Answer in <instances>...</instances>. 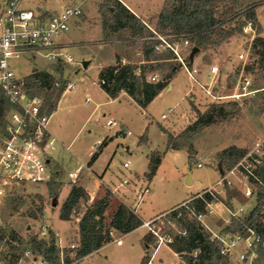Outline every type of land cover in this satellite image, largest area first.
Returning <instances> with one entry per match:
<instances>
[{
  "label": "rangeland",
  "instance_id": "rangeland-1",
  "mask_svg": "<svg viewBox=\"0 0 264 264\" xmlns=\"http://www.w3.org/2000/svg\"><path fill=\"white\" fill-rule=\"evenodd\" d=\"M97 2L98 0H86L83 5L89 18L94 17ZM51 3L58 6L62 3V0H21L20 6L36 9V7L47 5L49 9ZM256 4L259 5L255 16L257 14L264 32V0H238L229 16L234 12L238 13ZM220 7L218 12L224 9L222 6ZM239 14L228 20L223 28L213 32L208 43L200 47V53L196 55L200 64L205 65L206 63L215 62L221 66V75L215 88V94L233 91L234 81L229 71L235 65L234 55L237 50L242 47L245 48L249 43L247 37L242 35L240 24L243 16ZM160 35L165 38L168 37V34L160 33ZM135 36L130 35L128 29H121L114 35V43H102L98 42L103 37L100 36L95 26L92 28H76L73 24L62 39L64 41L70 40L68 51L77 63L56 66L39 54L25 55L15 61V70L19 76L32 73L34 70H43L52 75L53 81L66 82L70 79H76L79 81V86L71 93H61L57 106L49 118L50 131L57 138L55 149L52 152V167L60 171L59 176L57 177L56 174L54 180L57 185V196L50 193L47 184L28 185L16 190H9L0 207L3 219V237L0 239V264H5L10 261L9 259H14L17 255L14 247H23L33 237L42 223L51 227L54 235H56L55 237L62 244L78 241V222L75 220V216L84 212L88 207L89 200L82 199L75 204L68 220L59 218V210L71 186L69 172L74 171L78 164L82 162L81 175L89 177L93 173L92 170L100 172L107 165V160L103 156L93 165L91 170L86 164V159L89 158L91 146L97 138L104 136L106 133H116L118 130V128L107 129L105 120L109 117L121 123L120 129L131 131L129 135L118 133L113 136L112 141H108L107 151H111L110 149L117 144L109 167L113 174L116 175L121 172L125 174L130 172L140 173L147 166L146 154L149 150L156 149L163 154L157 176L153 184L149 185L151 193L143 198V218L145 219L152 216L158 208L166 203L171 190L174 193H180L179 196H181L183 193L190 195L205 187L217 185V190L220 191L219 194L213 191L219 199L225 201L226 191L224 186L216 184V181L221 177L218 170V153L231 145L247 152L255 142L264 137V90L260 89L264 86V66L259 53L256 52L251 51L252 64L249 72L251 73L252 88H258L259 90L238 100H214L200 93L196 103H193L185 96V91L191 86V82L179 65L177 70L179 72L176 73L177 75L172 82L173 88L153 99L145 109L137 106L128 95L123 93L115 98H110L102 91L98 83L99 71L107 67L106 65L116 63V61L114 62L115 50L118 53L117 60L120 65L127 62L140 65L141 61L139 59L142 58L141 43L144 38H141L138 33ZM121 56L124 59L119 60ZM83 61H87L86 67L82 65ZM154 67L152 70L145 72V77L156 73L158 79L162 78L166 72L159 67ZM54 88L56 86L51 84L46 90L35 89L39 94L45 96L48 101L49 95L51 97L55 95ZM195 88L198 89V87ZM86 92L91 96L90 102L84 100ZM188 100L200 112H204L213 104L234 102L235 105L225 107L228 111L225 118H216L215 122L202 127L196 133L191 134L190 137L181 140L185 142L181 149L187 151L191 147L194 151L198 150L195 155L190 154L187 157L180 150L165 151L166 138L161 128H159V124L167 125L174 118L179 117L183 109L187 107ZM169 109H173V112H169ZM190 109L194 118H189L186 126L179 125L180 127L173 130V132H170L171 128L168 127L171 134L178 135L193 122L196 114L191 106ZM162 113L167 114L166 118H161ZM142 136H145V141L141 140ZM68 145L69 148H67ZM120 151L123 155H120ZM126 160H129V166L123 168L122 163ZM197 163H201L202 167H198ZM188 167L193 174V184L189 186L184 184L185 176L183 175L186 174ZM235 174L237 179L230 176V186L225 181L227 190L230 198L233 194L242 199L245 189L243 181L245 180L238 172H235ZM54 202L55 204H53ZM119 202L121 201L115 199L112 205H109V210L104 213L103 231L107 228L113 209ZM247 215V212L243 213V217ZM214 218L215 214H208L205 220L208 221ZM208 224L210 225L212 222ZM153 225L161 226L164 231H168V228L172 227L164 220H157L149 224L151 227ZM11 231L21 237L23 241H18L16 237L12 238ZM56 231L61 235L59 236ZM117 235L114 234L112 238L115 239ZM138 236L139 231H136L125 238L122 237L123 243L121 245H117L113 240L107 243L102 250L87 256L81 264H120L123 258L128 261L127 264H132L126 255H130L131 249L139 244ZM11 241L17 244L14 245ZM236 248L241 249L243 246L238 245ZM236 255L232 253L230 256L222 257L220 264H250L247 261L237 260ZM158 256H160L162 264H172L176 259L164 246L159 250Z\"/></svg>",
  "mask_w": 264,
  "mask_h": 264
},
{
  "label": "built area",
  "instance_id": "built-area-1",
  "mask_svg": "<svg viewBox=\"0 0 264 264\" xmlns=\"http://www.w3.org/2000/svg\"><path fill=\"white\" fill-rule=\"evenodd\" d=\"M20 3L21 0L0 1V95L7 104L0 117V207L9 190H16L28 185H45L49 181L55 180L57 173L56 168L52 167V152L55 149L57 138L51 133L48 125L51 115L48 112V101L45 96L36 91L34 83L27 81V77L31 73L17 75L14 63L25 55L37 54L56 66L77 63L68 51L69 43L65 42L62 37L69 30L73 19L82 15L84 0L65 4L59 10H49L45 6L32 9L22 7ZM240 29L249 43L245 48L237 50L234 55L235 65L229 71L234 81L233 91L230 93L215 94V88L221 75V66L218 63L208 64L206 71L187 64L186 58L192 48L188 38L175 35H168L165 38L153 31L155 34L153 38L159 40L154 49L156 51L170 50L173 53V59L180 68L184 69L188 77L196 82L210 98L238 100L259 90L252 88L251 73L248 69L252 64L251 46L253 39L257 36L256 25L252 20L243 18ZM28 58L30 57L28 56ZM202 74L206 77L204 82L201 78ZM146 79L150 82L157 81V74L152 73ZM98 83H105V79H98ZM52 84L56 88L60 87L59 81L54 80ZM78 86V80H67L62 94L71 93ZM42 89L46 90L47 87L43 86ZM260 89L264 90V86ZM84 100L85 102L90 101L88 92L85 93ZM164 116L165 114H162V117ZM105 126L107 129L118 128V130L116 133H106L97 138L91 146L94 153L101 151L116 134H131L130 130L120 129L119 122L112 118L105 120ZM263 162L264 137L255 142L228 172H238L244 178L247 184L243 194L245 197L253 198L255 204L251 210L259 202V220L264 223V183L258 179L254 172V169ZM127 164L128 161L123 162V166H127ZM196 165L200 167L201 163ZM80 168L79 166L69 172L71 183L76 182ZM250 178H253L254 182ZM258 185L263 189L260 199H258ZM213 190V188H208L203 192L214 196ZM214 202L207 204L206 213L196 216L200 223H202L203 215L213 212L212 204ZM251 210L247 213L249 214ZM230 211V219L231 217L245 219L248 216L243 217L244 210L241 207ZM82 214L78 213L75 216L77 222L80 221ZM157 220H161L160 215L143 222V224L148 227L147 231L155 235L156 245L167 244L172 239L168 232L159 225L149 226L150 223ZM168 223L174 227L169 221ZM2 230L3 219L0 208V233ZM50 230H52L50 226L42 223L33 237L35 240L47 241L50 237ZM55 236L54 245L57 249L55 264H81L87 257V255L78 256L76 254L79 240L62 244ZM209 236L211 240L218 243L222 257L235 253L237 260L247 261L250 264H253L256 249L262 242L261 237L251 227L226 232L221 230ZM115 242L121 244L120 239H116ZM12 244L16 245L17 243L12 242ZM238 245H242L243 248H236ZM5 264L53 263L36 251L28 242L19 248L13 262L7 261Z\"/></svg>",
  "mask_w": 264,
  "mask_h": 264
},
{
  "label": "trees",
  "instance_id": "trees-1",
  "mask_svg": "<svg viewBox=\"0 0 264 264\" xmlns=\"http://www.w3.org/2000/svg\"><path fill=\"white\" fill-rule=\"evenodd\" d=\"M237 1L164 0L154 30L158 34L163 33L188 38L192 47L197 46L200 48L208 43L213 32L223 28L228 20L240 13V16L252 20L256 25L257 36L253 39L251 51L259 53L264 66V37L260 35L262 29L255 16V9L259 4L249 6L229 16ZM220 6L224 9L218 12ZM98 11L101 16L102 32L105 38L121 29H128L133 37H136L135 34L138 33L141 38H144L141 43L142 58L139 59L141 64L124 63L120 65L117 60L114 65H109L99 71V79H105V83L100 84V87L110 98L117 97L123 90L139 106L145 107L169 84L170 79L176 74L179 64L173 59L174 56L170 50L156 51L154 49L159 40L152 38L155 35L153 31H150L141 19L130 12L119 0H103L98 5ZM186 62L189 66L191 65L189 55ZM154 66L159 67L166 73L157 81L150 82L146 79L145 72L152 70L155 68ZM137 70H139L138 73H136ZM27 81L34 83L37 89H42L43 86L50 87L53 77L46 71L34 70L27 77ZM65 83V81H61L60 87L53 89L55 95L53 97L48 96L49 113L55 110ZM6 105L5 100L0 95V117ZM229 105L234 106L235 103L213 104L204 112H200L191 104L196 117L178 135L174 136L161 127V130L167 134V148L181 149L185 145V142L181 141L182 139L190 137L191 134L196 133L202 127L215 122L216 118H225L228 115L225 107ZM99 152L93 154L90 162L96 158ZM244 153L243 149L235 145L222 149L217 155L221 176L225 175V171L232 169ZM160 159L161 153L159 151H152L149 154L148 170L145 173L147 179L154 176L160 164ZM254 172L258 179L264 183V162L258 165ZM250 180L254 182L253 178H250ZM223 184L226 191V199L223 203L228 209L232 210L231 198L225 180H223ZM47 185L50 193L57 196L56 181L51 180ZM262 194L263 189L258 185V199L262 197ZM82 199L86 201L89 199L85 189L72 183L60 207L59 218L68 220L73 207ZM212 201L218 202L221 199L216 194L212 196L208 192H203L201 195L191 197L184 204L175 206L160 214L161 220L169 221L174 225V227L168 228L167 232L172 239L167 245L182 258L183 264H220L222 261L218 243L210 239L208 231L196 218L198 214L206 213L207 204ZM109 202L110 199L106 194L84 210L78 222L79 247L76 249L78 256L88 255L108 242L111 239L110 231L112 229L120 233H127L143 224V220L131 207L119 202L112 212L107 228L103 231L102 221L104 212L109 207ZM259 217L258 202L245 219L231 217L230 223L222 229L226 232L251 227L261 237L262 242L256 249L253 264H264V223L259 220ZM2 235L0 233V239L3 237ZM11 237H16L20 242L23 241L13 231H11ZM54 241V232L50 230V237L47 241L35 240L34 237H31L27 243L30 242L36 251L55 264L57 249ZM142 241L147 248L140 264H147L149 249L156 246V237L153 233L147 231L143 235ZM14 250L17 253L19 248L14 247ZM9 260L14 261V259Z\"/></svg>",
  "mask_w": 264,
  "mask_h": 264
},
{
  "label": "crops",
  "instance_id": "crops-1",
  "mask_svg": "<svg viewBox=\"0 0 264 264\" xmlns=\"http://www.w3.org/2000/svg\"><path fill=\"white\" fill-rule=\"evenodd\" d=\"M1 1V0H0ZM78 1V0H76ZM74 0H62V3L58 6L54 5V3H51L49 10H59L61 9V7L65 4L68 3H72V2H76ZM103 0H98L96 8L94 9V17L93 18H89L86 14V12L84 11L83 8V13L81 16H79L78 18L73 19V21L70 24L71 25L74 24V26L76 28H82V27H90L92 28L93 26L96 27L97 31L100 33V36L103 37L101 38V40H99L98 42H102V43H114V35L117 33H113L111 36L105 38L102 32V26H101V16L98 12V5L99 3H101ZM124 6H126L130 12H132L134 15H136L138 18L141 19V21L147 26V28H149L152 31H155L153 27H155L159 13L162 9L164 0H119ZM86 0H84L83 5L85 4ZM47 8V5L45 6ZM48 9V8H47ZM257 11V8L255 10V12ZM256 18L261 26V33L260 35L262 37H264V32H263V27L261 22L259 21L257 14H256ZM70 30V28H69ZM68 30V31H69ZM65 36V35H64ZM70 40H66L65 42L70 43ZM201 48L198 49V51L194 54L192 62L190 63L192 66H196L199 67L201 70L206 71L207 70V66L210 63H206L204 64H200V62H198V57L196 56L198 53H200ZM115 59L114 62L117 61V51L115 50ZM124 59L122 56L119 57V60ZM113 64H109V65H114ZM106 65V66H109ZM184 70V69H183ZM179 72V71H178ZM176 72V73H178ZM184 72L186 73V71L184 70ZM177 74H175L169 81V84L167 85V87H165L157 96L161 95V94H165L166 92H168L169 90H171L173 88V80L175 79V76ZM187 75V73H186ZM188 80L191 82V86L185 91V96H187V98H189V100H191L193 103H196V101L198 100V95L204 94L205 96L206 93L205 91L196 83L194 82L192 79H190L187 75ZM202 80L203 82L206 80V77L204 74H202ZM195 87H198V89H196ZM102 89V88H101ZM102 91L104 92V90L102 89ZM126 94L128 95L125 91H121L119 94ZM68 94V93H65ZM191 95V96H190ZM129 96V95H128ZM156 96V97H157ZM155 97V98H156ZM129 98L137 105L139 106L130 96ZM154 98V99H155ZM188 100V104L187 107L183 109L182 114H180L179 117L174 118L169 124L167 125H162L159 124V128H164L167 132H169L168 127H170V132H173V130H177L178 127L180 126H186V124L188 123V119L189 118H194V115L192 114V111L190 109L191 103ZM90 101H91V96H90ZM88 101V102H90ZM153 101V100H152ZM151 103V102H150ZM149 105V104H147ZM147 105L145 107H147ZM141 107V106H139ZM145 107H141L142 109H145ZM169 112H173V109H169ZM162 114H165L164 117H162ZM161 114V118H166L167 114L166 113H162ZM110 118V117H109ZM119 122V121H118ZM186 122V123H185ZM119 124L121 125V123L119 122ZM49 125V124H48ZM180 125V126H179ZM50 129V128H49ZM168 129V130H167ZM169 132V133H170ZM164 133V132H163ZM123 135H125V133H121ZM129 135V134H128ZM165 138H166V144H167V134L164 133ZM142 141H145L146 138L144 136L141 137ZM112 141V140H111ZM165 144V151L167 150H180L183 151L186 156L188 157V155H190L188 153V150H184V149H168L167 146ZM109 145V143H107L104 148L97 154L96 158L90 162L91 157L93 156L94 152L92 153V149H90V153H89V158L86 159V164L88 166L89 169L92 170L93 165L101 158L104 156V159L107 160V165L103 168L102 171L100 172H96L94 170H92V175L89 177H83L81 175V170L82 168H80L79 171V176L76 180L75 185L77 186H81L85 189L86 193L89 196V203L88 206H90L94 201L99 200L100 198H102L103 196H105L106 194L108 195L110 202L109 205H112L113 201L115 199L120 200L121 202H123L124 204H126L127 206L131 207L135 213H137L140 218L143 220V222L145 221H149L150 219L156 217L157 215H160L170 209H172L175 206H178L182 203H184L185 201L189 200L191 197L201 194L204 190L208 189V188H213L214 191L217 192V194H219L220 191L217 190V185L213 186H208L205 187L203 189H201L200 191H197L195 193H191L190 195L187 194L185 195L184 193L179 196L180 193L175 192L177 195L171 190L170 193L168 194V198L166 200V203L161 207L158 208L156 210V212H154V214H152V216H149L147 219L143 218V203L144 197H147L148 194L151 193V190L149 189V185H152L156 176H157V172L159 170V167L157 168L154 176L151 179H147L145 177V173L148 170V156L152 151H157L156 149H151L149 150V152L146 154V161H147V166L145 168V170H143L140 173L134 172V173H123L121 172L120 174H113L110 170V163L112 162L113 159V153H114V149L115 147H117V144H115L112 149H110L111 151H107V146ZM67 148H69V145L67 146ZM198 150H195L194 155L197 153ZM120 155H123V153L120 151L119 152ZM163 159V154L161 153V159H160V163L162 162ZM128 161L127 166H122L123 168H127L129 166V160ZM125 162V161H124ZM160 165V164H159ZM82 167L83 164L82 162H80L78 164V166L76 167V169L78 167ZM202 167V164L201 166ZM219 170V169H218ZM59 169L57 170V177L59 176ZM185 176L184 178V184L189 186L193 184V174L190 171V168H187V172L186 174H183ZM233 176L236 178V174L235 172L231 173L226 171L224 176H221L217 181L216 184H221V186H224L223 184V180H225L226 182H228L229 186L231 184V177ZM237 179V178H236ZM239 179V178H238ZM78 181V182H77ZM220 181V182H218ZM244 182L245 188H246V182ZM70 184H72L71 182H69ZM245 190V189H244ZM103 191V193H102ZM147 193V194H146ZM242 194V193H241ZM242 199H240L238 196L236 195H231V199L230 202L232 204V210H236L239 207L243 208L244 213L248 212L249 210H251V208L254 206L255 202L253 200V198H248L245 197L244 194H242ZM177 197V198H176ZM180 197V198H179ZM115 208V207H114ZM212 209L213 212L212 213H208V214H215V218L214 219H210V220H205V218H207L208 214L203 215L202 220H201V224L205 227V229L208 231L209 235H212L213 233H218L220 232L223 227L228 224L229 220H230V209H228L226 207V205L223 203V201H218V202H214L212 204ZM109 210V207L108 209ZM106 210V211H107ZM114 210V209H113ZM105 211V212H106ZM142 211V212H141ZM104 212V213H105ZM212 222V224H208ZM139 231V244L136 245V247H134V249H131L130 251V255H126V257L128 256V259L130 260V262L132 264H140L143 256H145L146 254V245L143 243L142 241V237L143 235L147 232V229L145 227L144 224L138 226L137 228L133 229L130 232L127 233H120L117 230L112 229L110 231V235H111V239L104 243L100 248H98L97 250L93 251V252H97L103 249V247L111 242V241H115L116 239H120L121 240V244L122 242V237L125 238L127 236H129L130 234ZM56 233L60 236L61 234L58 233L56 231ZM114 234H118L117 237L115 239L112 238V236ZM79 239V238H78ZM116 243V242H115ZM121 244H117V245H121ZM166 247L168 251L171 252V254L176 258L175 262L172 264H183V260L182 258L176 253L174 252L167 244H160V245H156L153 248L149 249V260L147 262V264H162L161 260H160V256H158L159 254V250L161 249V247ZM93 252H91L90 254H88L87 256L91 255ZM128 261H126L124 258L121 259L120 264H127Z\"/></svg>",
  "mask_w": 264,
  "mask_h": 264
},
{
  "label": "water",
  "instance_id": "water-1",
  "mask_svg": "<svg viewBox=\"0 0 264 264\" xmlns=\"http://www.w3.org/2000/svg\"><path fill=\"white\" fill-rule=\"evenodd\" d=\"M198 49H199V48H198L197 46H194V47L191 48V51H190V53H189V60H190V63L192 62L193 56H194V54L198 51ZM82 65H83L84 67H86V65H87V61H83V62H82ZM188 153H189V154H194L195 151L190 147V148L188 149ZM218 169H219V171L221 172V168L219 167ZM53 204H55V202H54Z\"/></svg>",
  "mask_w": 264,
  "mask_h": 264
}]
</instances>
